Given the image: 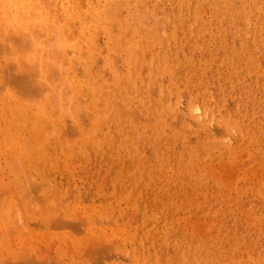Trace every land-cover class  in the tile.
Here are the masks:
<instances>
[{
    "label": "rangeland",
    "instance_id": "obj_1",
    "mask_svg": "<svg viewBox=\"0 0 264 264\" xmlns=\"http://www.w3.org/2000/svg\"><path fill=\"white\" fill-rule=\"evenodd\" d=\"M105 1L23 0L41 49L0 38V264H264V0Z\"/></svg>",
    "mask_w": 264,
    "mask_h": 264
},
{
    "label": "bare ground",
    "instance_id": "obj_2",
    "mask_svg": "<svg viewBox=\"0 0 264 264\" xmlns=\"http://www.w3.org/2000/svg\"><path fill=\"white\" fill-rule=\"evenodd\" d=\"M45 1H46V0H45ZM107 1H108V0H107ZM107 1H105V2L108 3ZM109 1H110V0H109ZM123 1H124V0H123ZM187 1H189V0H187ZM187 1H186V2H187ZM212 1H213V0H212ZM221 1H222V0H221ZM224 1H226V0H223L222 2H224ZM235 1H236V0H235ZM248 1H249V0H248ZM81 2H82V1H81ZM116 2H117V1H116ZM231 2H232V1H231ZM106 3H105V4H106ZM113 3H114V1H113ZM232 3H233V2H232ZM255 3H256V2H255ZM47 4H48V3H47ZM49 4L51 5V3H49ZM49 4H48V5H49ZM66 4H67V3H66ZM79 4H80V3H79ZM82 4H83V3H82ZM122 4H123V3H122ZM11 5L13 6V8H12V11L9 12V11H8L9 9L7 10V7H8V6H11ZM92 6H93V5H92ZM122 6H123V5H122ZM208 6H209V5H208ZM222 6H223V5H222ZM225 6H227V5H225ZM241 6H242V4H241ZM243 6H245V5H243ZM255 6H256V5H255ZM179 7H180V6H179ZM193 7H194V6H193ZM24 8H25V7L23 6V0H12V2L9 1V0H0V16H2V17H0V18H2L1 20H2L3 22H5V23H4L5 25H3V22H2V21H1L2 24L0 23V38L2 37L1 40H2V42H4V43L2 44V46L5 45V44L8 45L9 42H12V40L15 39V40H17V41H20L22 44L26 45L27 49H29V50L31 49L30 51H33V50L35 49L36 45L39 46V44H38V43H39V40H38V42H37V41H36L37 38L28 37V36L26 35V34L28 33V31H25V32H27V33H24V32L21 31V29H19V28H20L19 25H21L22 23L24 24V23H27V22H28V26H29V23H31V24L33 23V21L29 22L30 19H32L33 17H32V18H29V20L27 21V20H24L23 17H21V15H19V14H21V13H20V12H21V9L24 10ZM50 8H51V7H50ZM71 8H72V7H71ZM71 8H70V9H71ZM97 8H98V7H97ZM103 8H104V7H102V9H103ZM109 8H110V7H109ZM123 8H125V7H123ZM127 8H128V7H127ZM70 9H69V10H70ZM111 9H112V8H111ZM111 9H110L109 11H111ZM113 9H114V8H113ZM118 9H119V8H118ZM147 9H148V8H147ZM193 9H194V8H193ZM244 9H245V8H244ZM255 9H256V8H255ZM35 10H36V8H35ZM50 10H51V9H50ZM97 10H98L97 12H99V9H97ZM51 11H52V10H51ZM115 11H116V10H115ZM118 11H119V10H118ZM202 11H203V10H202ZM244 11H245V10H244ZM22 12H23V11H22ZM25 12H26V11H25ZM25 12H23V15H25ZM55 12H56V11H55ZM93 12H94V11H93ZM102 12H103V11H102ZM143 12H144V11H143ZM196 12H197V10H196ZM206 12H207V11H206ZM229 12H230V11H229ZM1 13L5 14L6 18H5ZM70 13H71V12H70ZM100 13H101V12H100ZM107 13H109V12H107ZM107 13H106V14L104 13V15L107 16ZM113 13H114V12H113ZM246 13H247V12H246ZM246 13H245V14H246ZM29 14H30V13H29ZM81 14H82V13H81ZM145 14H146V13H145ZM201 14H202V13H201ZM97 15H98V13H97ZM116 15H117V13H116ZM146 15H147V14H146ZM148 15H149V13H148ZM150 15H151V13H150ZM150 15H149V16H150ZM179 15H180V14H179ZM179 15H178V16H179ZM181 15H182V14H181ZM247 15H248V14H246V16H245L246 18H247ZM260 15H261V14H260ZM61 16H62V15H61ZM61 16H60V18H61ZM75 16H76V15H75ZM75 16H74V17H75ZM109 16L113 17V14H111V15H109ZM249 16H250V15H249ZM3 17H4V18H3ZM44 17H45V16H44ZM95 17H96V16H95ZM97 17H98V16H97ZM104 17H105V16H104ZM156 17H157V15H156ZM168 17H169V16H168ZM179 17H181V16H179ZM21 18H22V19H21ZM24 18H25V16H24ZM26 18H27V16H26ZM58 18H59V16H58ZM113 18H115V17H113ZM162 18H163V17H162ZM196 18H197V17H196ZM231 18H232V17H231ZM234 18H235V16L233 17V20H234ZM70 19H71V18H70ZM115 19H116V18H115ZM146 19H147V18H146ZM36 20H37V19H36ZM38 20H39V19H38ZM38 20H37V21H38ZM97 20H99V19H97ZM100 20H102V18H101ZM103 20H104V19H103ZM121 20H122V19H121ZM156 20H157V18H156ZM256 20H257V19H256ZM259 20H260V19H259ZM23 21H24V22H23ZM25 21H26V22H25ZM46 21H47V20H46ZM181 21H182V20H181ZM221 21H222V20H221ZM235 21H236V20H235ZM246 21H247V20H246ZM35 22H36V21H35ZM50 22H51V21H50ZM59 22H60V20H59ZM83 22H84V21H83ZM123 22H124V21H123ZM130 22H131V21H130ZM244 22H245V21H244ZM247 22H248V21H247ZM47 23H48V22H47ZM95 23H96V22H95ZM155 23H156V22H155ZM180 23H181V22H180ZM230 23H231V22H230ZM36 24H37V23H36ZM38 24H39V23H38ZM38 24H37V26H40V25H38ZM96 24H97V23H96ZM219 24H220V23H219ZM235 24H236V23H235ZM2 25H3V26H2ZM25 25H26V24H25ZM25 25H23V26L25 27ZM32 25H33V24H32ZM41 25H42V24H41ZM48 25H49V24H48ZM129 25H130V24H129ZM228 25H229V24H228ZM246 25H248V24L246 23ZM246 25H245V26H246ZM18 26H19V27H18ZM44 26H45V25H44ZM51 26H52V25H51ZM65 26H66V25H65ZM245 26H244V27H245ZM256 26H257V25H256ZM35 27H36V26H35ZM41 27H42V26H41ZM47 27H48V26H47ZM55 27H57V26H55ZM68 27H69V26H68ZM84 27H85V26H84ZM91 27H92V26H91ZM98 27H99V26H98ZM123 27H124V25H123ZM31 28H32V27H31ZM42 28H44V27H42ZM253 28H254V27H253ZM18 29H19V31H21L23 34L20 33V32L18 33V35L13 34V33H15L16 31L18 32ZM24 29H25V28H24ZM28 29H30V28L27 27V30H28ZM53 29H54V28H53ZM135 29H136V28H135ZM140 29H141V28H140ZM209 29H211V28H209ZM7 30H8V31H7ZM35 30H37V29H35ZM44 30H46V29H44ZM245 30H246V29H245ZM255 30H256V28H255ZM23 31H24V30H23ZM39 31H40V30H39ZM54 31H55V30H54ZM54 31H53V33H54ZM87 31H88V30H87ZM8 32H9V33H8ZM17 32H16V33H17ZM42 32H44V31L42 30ZM42 32H41V35H42ZM62 32H66V31H63V30H62ZM69 32H70V30H69ZM75 32H76V31H75ZM51 33H52V32H51ZM51 33H50V35H52ZM73 33H74V31H73ZM155 33H156V32H155ZM248 33H249V32H248ZM5 34L7 35V38L4 37ZM65 34H66V33H65ZM67 34H68V33H67ZM71 34H72V32H71ZM71 34H70V35H71ZM157 34H158V33H157ZM170 34H171V33H170ZM243 34H246V35H247V33H245V32H244ZM258 34H259V33H258ZM6 35H5V36H6ZM8 35H9V37H10V35H11V36L13 35V37L8 38ZM14 35L17 36V37L15 38ZM43 35H44V34H43ZM47 35H48V34H47ZM55 35H56V34H55ZM74 35H76V34L74 33ZM35 36H37L38 39H39V34H38V35H35ZM44 36H45V35H44ZM60 36H61V35H60ZM112 36H113V35H112ZM3 37H4V39H3ZM46 37L48 38V36H46ZM46 37H45V38H46ZM74 37H75V36H74ZM153 37H155V36H153ZM261 37H263V36H261ZM11 38H13V39L11 40ZM49 38L52 39L51 36H49ZM83 38H84V37H83ZM155 38H156V37H155ZM263 38H264V37H263ZM7 39H8V40H7ZM9 39H10V41H9ZM50 39H48V40L50 41ZM54 39H55V38H54ZM54 39H53V40H54ZM74 39H75V38H74ZM253 39H255V38H253ZM44 40H45V39H44ZM44 40H43V41H44ZM48 40H46V42H49ZM69 40H70V39H69ZM71 40H72V39H71ZM83 40H84V39H83ZM154 40H155V39H154ZM188 40H189V39H188ZM245 40H246V39H245ZM8 41H9V42H8ZM17 41H15V44H16ZM251 41H252V40H251ZM2 42L0 41V44H1ZM154 42H155V41H154ZM51 43H53V42L51 41ZM54 43H57V42L54 41ZM61 43H62V42H61ZM96 43H97V42H96ZM188 43H189V42H188ZM252 43H253V42H252ZM48 44H50V43H48ZM109 44H110V43H109ZM136 44H137V43H136ZM195 44H196V43H195ZM240 44H241V43H240ZM41 45H42V44H41ZM50 45H51V44H50ZM53 45L55 46V44H53ZM11 46H12V45H11ZM38 46H37V47H38ZM56 46H57V45H56ZM97 46H98V45H97ZM114 46H115V45H114ZM117 46H118V45H117ZM147 46H148V45H147ZM8 47H9V46H8ZM52 47H53V46H52ZM60 47H61V46H60ZM91 47H92V46H91ZM110 47H111V46H110ZM254 47H256V46H254ZM10 48H11V49H8L7 51H9V50L11 51V53H10V51H9V54H12L11 57H13L14 60H15V59H18V55H19L20 53H21V55L23 54V53L21 52L22 49L25 50V49H24V46L22 47L21 50H18V51H17V49H19L20 47H18L17 49H16V48L14 49V48H12V47H10ZM38 48H40V47H38ZM38 48L35 49V50L37 51ZM44 48H45V47H44ZM46 48H47V47H46ZM53 48H54V47H53ZM53 48H52V50H54V49L56 50V48H54V49H53ZM89 48H90V46H89ZM201 48H202V47H201ZM32 49H33V50H32ZM40 49H41V48H40ZM42 49H43V48H42ZM108 49H109V48H108ZM114 49H115V48H114ZM23 50H22V51H23ZM45 50H46V49H45ZM79 50H80V49H79ZM96 50H97V49H96ZM257 50H258V49H257ZM4 51H6V50H4ZM7 51H6V55H7ZM46 51H47V50H46ZM24 52H25V51H24ZM37 52H38V51H37ZM39 52L41 53V50H40ZM42 52H43V50H42ZM44 52H45V51H44ZM50 52L52 53V51H50ZM128 52H129V51H128ZM2 53H3V52H2ZM29 53H30V52H29ZM57 53H58V52H57ZM122 53H123V52H122ZM250 53H251V52H250ZM3 54H4V53H3ZM3 54H2V56H3ZM25 54H27V52H26ZM35 54L38 55V53H35ZM43 54H48V53L45 52V53H43ZM61 54H62V53H61ZM6 55H4L3 57L5 58ZM41 55H42V53L40 54V56H41ZM49 55H50V54H48V56H49ZM51 55H52V54H51ZM55 55H56V54H55ZM59 55H60V54H59ZM114 55H115V54H114ZM130 55H131V54H130ZM217 55H218V54H217ZM250 55H251V54H250ZM0 56H1V55H0ZM38 56H39V55H38ZM38 56H37V57H38ZM46 56H47V55H46ZM56 56H57V55H56ZM208 56H209V55H208ZM254 56H255V55H254ZM6 57H7V56H6ZM21 57H22V56H21ZM50 57H51V56H50ZM57 57H58V56H57ZM57 57H56V58H57ZM247 57H249V56H247ZM4 58H3V59H4ZM39 58H40V57H39ZM7 59H8V58H7ZM41 59H42V57H41ZM48 59H50V58H48ZM113 59H114V58H113ZM121 59H122V58H121ZM178 59H179V58H178ZM190 59H191V58H190ZM8 60H10V59H8ZM26 60H27V59H26ZM38 60H39V59L37 58V61H38ZM114 60H116V59H114ZM114 60H113V61H114ZM117 60H118V58H117ZM117 60H116V61H117ZM16 61H18V60H16ZM35 61H36V60H35ZM56 61H57V60H56ZM124 61H125V60H124ZM4 62H5V61H4ZM14 62H15V61H14ZM21 62H23V64H25L24 61H21ZM33 62H34V61H33ZM38 62H39V61H38ZM18 63H19V62H18ZM31 63H32V62H31ZM31 63H29V64H31ZM39 63H40V62H39ZM42 63H43V62H42ZM48 63H49V62H48ZM66 63H67V62H66ZM117 63H118V62H117ZM4 64H5V63H4ZM51 64H52V63H51ZM51 64H50V66H52ZM63 64H64V63H63ZM118 64L120 65V63H118ZM179 64H180V63H179ZM35 65H37V63H35L34 66H35ZM47 65H48V64H47ZM54 65H55V64H54ZM57 65H58V64H57ZM116 65H117V64H116ZM126 65H127V64H126ZM136 65H137V62H136ZM197 65H198V64H197ZM1 66H2V65H1ZM50 66H49V67H50ZM110 66H111V65H110ZM110 66H109V67H110ZM3 67H4V66H3ZM15 67H16V64H15ZM36 67H39V66H36ZM0 68H1V67H0ZM5 68H6V67H5ZM121 68H122V67H121ZM135 68H136V67H135ZM135 68H134V69H135ZM141 68H142V66H141ZM26 69H27V68H26ZM41 69H42V68H41ZM41 69H40V70H41ZM48 69L50 70V68H48ZM90 69H91V68H90ZM93 69H94V68H93ZM93 69H91V70H93ZM117 69H118V68H117ZM125 69H126V67H125ZM5 70H6V69H5ZM22 70H23V69H22ZM119 70H120V69H119ZM119 70H118V71H119ZM239 70H240V69H239ZM6 71H7V70H6ZM26 71L29 72L28 70H26ZM46 71H47V70H46ZM102 71H103V70H102ZM107 71H108V70H107ZM234 71H235V70H234ZM21 72H22V71H21ZM24 72H25V71H24ZM48 72H49V71H48ZM52 72H53V71H52ZM121 72H122V71H121ZM121 72H119V73H121ZM150 72H151V71H150ZM0 73H1V72H0ZM46 73H47V72H46ZM65 73H66V72H65ZM124 73H125V72H124ZM129 73H130V72H129ZM28 74H29V73H28ZM48 74H50V73H48ZM20 75H21V74H20ZM129 75H131V73H130ZM3 76H4V75H3ZM6 76H8V75H6ZM42 76H43V75H42ZM52 76H53V75H52ZM135 76H136V74H135ZM57 77H58V76H57ZM93 77H94V76H93ZM110 77H111V76H110ZM42 78H44V77H42ZM61 78H62V76H61ZM68 78H70V77H68ZM96 78L99 80L100 76H99V78H98V77H96ZM6 79H7V78H6ZM28 79H29V78H28ZM36 79H37V78H36ZM59 79H60V78H59ZM70 79H71V78H70ZM79 79H80V78H79ZM123 79H124V77H123ZM38 80H39V79H38ZM72 80H74V79H72ZM75 80H76V79H75ZM75 80H74V81H75ZM141 80H142V79H141ZM157 80H158V79H157ZM199 80H200V78H199ZM6 81H8V79H7ZM47 81H49V80H47ZM76 81H77V80H76ZM124 81H126V80L124 79ZM124 81H123V82H124ZM193 81H194V80H193ZM200 81H201V80H200ZM200 81H199V82H200ZM57 82H58V81H57ZM41 83H43V82H41ZM41 83H40V84H41ZM73 83H74V82H73ZM79 83H80V82H79ZM124 83H125V82H124ZM126 83H127V82H126ZM8 84H9V83H8ZM49 84H51V83H49ZM52 84H53V83H52ZM74 84H75V83H74ZM101 84H102V83H101ZM132 84H133V83H132ZM197 84H198V83H197ZM46 85H47V84H46ZM133 85H134V84H133ZM203 85H205V84H203ZM20 86H21V85H20ZM53 86H54V85H53ZM53 86H52V87H53ZM57 86H58V85H57ZM65 86H66V85H65ZM75 86H76V85H75ZM101 86H102V85H101ZM44 87H45V86H44ZM44 87H43V88H44ZM67 87H68V85H67ZM79 87H80V86H79ZM11 88H12V87H11ZM54 88H55V86H54ZM54 88H53V89H54ZM71 88H72V87H71ZM73 88H74V86H73ZM100 88H101V87H100ZM75 89H76V87H75ZM78 89H79V88H77V90H78ZM102 89H104V88H102ZM133 89L135 90V86H134ZM7 90H8V88H7ZM11 90H12V89H11ZM47 90H48V89H47ZM77 90H76V91H77ZM159 90H160V89H159ZM8 91H9V90H8ZM8 91H7V92H8ZM43 91H44V89H43ZM43 91H42V86H41V87H40V90H39V93L41 94ZM65 91H66V90H65ZM72 91H73V90H72ZM79 91H80V90H79ZM106 91H107V90H106ZM208 91H209V90H208ZM5 92H6V91H5ZM49 92H50V91H49ZM51 92H53V90H51ZM51 92H50V93H51ZM55 92H56V90H55ZM176 92H177V91H176ZM0 93H2V91H1ZM11 93H12V92H11ZM14 93H15V92H14ZM76 93H77V92H76ZM106 93H107V92H106ZM15 94H16V93H15ZM55 94H57V93H54L53 95H55ZM64 94H65V93H64ZM79 94H80V93H79ZM85 94H86V93H85ZM49 95H51V94H49ZM75 95H76V94H75ZM142 95H143V94H142ZM148 95H149V93H148ZM16 96H17V95H16ZM55 96H56V95H55ZM101 96H102V94H101ZM112 96H113V95H112ZM128 96H129V95H128ZM12 97H13V99H12L13 101H11L10 98H9L10 101L7 100V102H9V104L11 105V107H9V108H11V109L8 108L9 110H11V113H9V112H8L9 114L7 113V111H8V109L6 108L7 106H5L4 108L7 109V111H6L7 115L12 114V113L14 112V110H15V114H14V113H13V114L16 115V116H14V115H13V116H14V118H15V120H16V119L20 118V116L23 117V115L27 112V111H26L27 108H29L28 106H30V105H28L27 102H26V103L23 102V101L20 100L18 97L16 98L15 96H11V98H12ZM97 97H98V96H97ZM49 98H50V96H49ZM53 98H54V97H53ZM56 98H58V97H56ZM66 98H67V97H66ZM89 98H90V97H89ZM196 98H197V96H196ZM211 98H212V97H211ZM43 99H46V98L43 97ZM47 99H48V98H47ZM51 99H52V97H51ZM58 99H59V98H58ZM99 99H100V98H99ZM138 99H140V97L137 98V100H138ZM4 100H6V99H4ZM52 100H53V99H52ZM55 100H56V99H55ZM74 100L76 101V99H74ZM89 100H91V99H89ZM89 100H88V101H89ZM162 100H163V99H162ZM46 101L48 102V100H46ZM62 101H64V99H63ZM88 101H87V102H88ZM100 101H101V100H100ZM132 101H134V100H132ZM139 101H141V100H139ZM139 101H138V102H139ZM159 101H160V100H159ZM0 102H2V101H0ZM3 102H4V101H3ZM30 102H31V101H30ZM30 102H29V104H30ZM35 102H37V101H35ZM50 102H51V101H50ZM77 102H78V101H77ZM95 102H96V101H95ZM194 102H195V101H194ZM32 103H33V101H32ZM67 103H68V101H67ZM91 103H92V102H91ZM91 103H90L89 105H91ZM140 103H141V102H140ZM142 103H143V102H142ZM142 103H141V104H142ZM0 104H1V103H0ZM9 104H7V105H9ZM47 104H49V103H47ZM53 104H54V101H53ZM61 104H63V102H62ZM77 104H79V102H78ZM93 104H94V101H93ZM95 104H96V103H95ZM97 104H98V103H97ZM109 104H110V103H109ZM111 104H112V102H111ZM116 104H117V103H116ZM3 105H4V104H3ZM10 105H9V106H10ZM32 105H33V104H32ZM32 105H31V106H32ZM73 105H74V104H73ZM120 105H121V104H120ZM134 105H135V104H134ZM47 106H48V105H47ZM47 106H46V107H47ZM54 106H55V105H54ZM66 106H68V105H66ZM74 106H75V105H74ZM86 106L89 107L88 105H86ZM86 106H85V108H86ZM149 106H150V105H149ZM204 106H205V105H204ZM46 107H45V108H46ZM55 107H56V106H55ZM61 107H62V106H61ZM61 107H60V108H61ZM80 107H81V106L79 105V107H78L77 109H79ZM83 107H84V106H83ZM117 107H118V106H117ZM135 107H136V106H135ZM141 107H142V106H141ZM199 107H200V106H199ZM199 107H198V108H199ZM207 107H208V106H207ZM207 107H206V108H207ZM221 107H222V106H221ZM1 108H2V107H1ZM50 108H51V107H48V109H50ZM53 108H54V107H53ZM53 108H52V109H53ZM58 108H59V107H58ZM65 108L68 109V107H65ZM71 108H72V106H71ZM73 108H74V107H73ZM85 108H84V111H86V110L89 109V108H87V109L85 110ZM90 108H91V107H90ZM138 108H139V106H138ZM198 108L195 107L194 110L196 111V110H198ZM29 109L32 110L31 108H29ZM35 109H36V108H35ZM63 109H64V108H63ZM93 109H94V108H93ZM116 109H117V108H116ZM127 109H128V108H127ZM3 110H4V109H3ZM53 110L55 111V109H53ZM57 110H58V109H57ZM59 110H60V109H59ZM64 110H65V109H64ZM64 110H63V111L61 110L62 113H63V115H65V113H66V114L68 113V112H67L68 110H65V111H64ZM97 110H98V109H97ZM119 110H120V109H119ZM199 110H200V108H199ZM202 110H203V109H202ZM206 110H207V109H206ZM209 110H210V108H209ZM32 111H33V110H32ZM48 111H49V110H48ZM51 111H52V110H51ZM82 111H83V109H81V113L84 114V111H83V112H82ZM136 111H137V110H136ZM216 111H217V109H216ZM16 112H17L19 115H17ZM46 112H47V110H46ZM75 112H76V110H75ZM78 112H79V111H78ZM93 112H94V111H92V109H90L89 114L86 112L88 115L83 116V117H85V118L88 117V118H89V121L91 122L92 119H95V117L91 119V115L93 116V114H92ZM120 112H121V111H120ZM50 113H51V112H50ZM62 113H61V114H62ZM81 113H80V114H81ZM94 113H95V112H94ZM139 113H140V112H139ZM52 114H53V113H52ZM61 114H60V115H61ZM74 114H75V113H74ZM76 114H77V112H76ZM83 114H82V115H83ZM211 114H212V113H211ZM49 115H50V114H49ZM60 115H58V116H60ZM82 115H81L80 117H82ZM84 115H85V114H84ZM96 115L99 116L97 112H96V114H95L94 116H96ZM163 115H164V114H163ZM198 115H200V114H198ZM198 115H197V116H198ZM51 116H52V115H51ZM58 116H57V117H58ZM65 116H66V115H65ZM78 116H79V115H78ZM106 116H107V115H106ZM106 116H105V117H106ZM121 116H123V114H122ZM177 116H178V115H177ZM52 117H53V116H52ZM70 117H71V116H70ZM107 117H108V116H107ZM136 117H137V116H136ZM180 117L182 118V116H180ZM190 117H191V116H190ZM12 118H13V117H12ZM48 118H49V117H48ZM48 118H47V119H48ZM61 118H62V120H63L64 117L61 115V116H60V119H61ZM67 118H68V117H67ZM67 118H66V119H67ZM33 119H34V118H33ZM40 119H41V118H40ZM58 119H59V117H58ZM60 119H59V120H60ZM90 119H91V120H90ZM116 119H117V120H116L115 123H117V122L119 121L118 116H117ZM48 120H49V119H48ZM110 120H111V119H110ZM186 120H187V119H186ZM189 120H190V119H189ZM10 121H11V120H10ZM16 121H17V120H16ZM39 121H40V120H39ZM43 121H44V120H43ZM60 121H61V120H60ZM130 121H131V120H130ZM196 121H197V120H196ZM215 121H216V120H215ZM5 122H6V121H5ZM8 122H9V121H8ZM48 122H49V121H48ZM52 122H54V123H55L54 125L56 126L57 121H56V120H55V121L53 120ZM58 122H59V121H58ZM61 122H62V121H61ZM61 122L58 123V125H60ZM64 122H65V120L63 121V125L61 124V126L66 127V125H64ZM76 122H77V121H76ZM87 122H88V121H87ZM94 122H95V121H94ZM94 122H93V123H94ZM133 122H134V121H133ZM191 122H192V121H191ZM202 122H203V121H202ZM30 123H31V122H30ZM72 123H74V122H71L70 125H71ZM79 123H80V122H79ZM79 123H77V124H79ZM118 123H119V122H118ZM203 123H204V122H203ZM215 123H216V122H215ZM10 124H11V123H10ZM80 124H81V123H80ZM129 124H130V122H129ZM0 125H1V124H0ZM49 125L52 126V124H49ZM72 125L75 126L76 129H80V128H81V127H79L80 125H77V126H76V123H74V124H72ZM191 125H192V123H191ZM43 126H45V125L43 124ZM46 126H47V125H46ZM87 126H88V125H87ZM123 126H124V125H123ZM204 126H205V125H204ZM6 127H8V126H6ZM21 127H22V126H21ZM64 127L60 128V129L63 130ZM88 127H89V126H88ZM193 127H194V126H193ZM202 127H203V126H202ZM211 127H212V126H211ZM24 128H25V127H24ZM24 128H23V129H24ZM47 128H49V127H47ZM55 128H56V127H55ZM55 128H54V129H55ZM75 128H74V130H76ZM85 128H86V127H85ZM9 129H10V127H9ZM56 129H57V128H56ZM235 129H236V128H235ZM1 130H2V129H1ZM7 130H8V128H7ZM11 130H12V129H11ZM41 130H42V129H41ZM43 130H44V129H43ZM121 130H122V129H121ZM16 131H17V130H16ZM54 131H56V130H54ZM66 131H67V130H66ZM80 131H81V130H80ZM84 131H85V130H84ZM13 132H14V131H13ZM32 132H33V131H32ZM39 132H40V131H39ZM39 132H38V133H39ZM41 132H43V131H41ZM45 132H46V131H45ZM57 132H58V130H57ZM57 132H56V133H57ZM61 132H62V131H61ZM75 132H77V131H75ZM145 132H146V130H145ZM35 133H36V132H35ZM58 133H59V132H58ZM73 133H74V132H73ZM78 133H79V132H77V133H75V134H78ZM1 134H2V133H1ZM10 134H11V133H10ZM59 134H61V133H59ZM87 134H88V133H87ZM16 135H17V134H16ZM32 135H33V134H32ZM32 135H31V136H32ZM34 135H35V134H34ZM36 135H37V134H36ZM55 135H56V134H55ZM61 135H62V134H61ZM93 135H94V134H93ZM133 135H134V134H133ZM56 136H57V135H56ZM58 136H59V135H58ZM62 136H63V135H62ZM74 136H75V135H74ZM88 136H89V135H88ZM201 136H202V135H201ZM5 137H8V136H5ZM39 137H40V136H39ZM59 137H60V136H59ZM59 137H58L57 139H60ZM77 137H78V136H77ZM92 137H93V136H92ZM21 138H22V137H21ZM30 138H31V137H30ZM33 138H34V137H33ZM40 138H41V137H40ZM46 138H47V137H46ZM54 138H55V137H54ZM54 138H53V139H54ZM84 138H85V137H84ZM17 139H18V138H17ZM31 139H32V138H31ZM31 139H30V142H31ZM47 139H48V138H47ZM155 139H156V138H155ZM158 139H159V138H158ZM170 139H171V138H170ZM21 140H22V139H21ZM32 140H33V139H32ZM36 140H37V137H35V140H34V141H36ZM38 140H39V139H38ZM41 140H42V139H40L39 141H41ZM45 140H46V139H45ZM62 140H63V139H62ZM91 140H92V139H91ZM136 140L140 141V139H138V138H137ZM226 140H227V139H226ZM228 140H229V139H228ZM1 141H2V140H1ZM9 141H10V140H9ZM26 141H27V140H26ZM46 141H47V140H46ZM46 141H45V142H46ZM49 141H50V139H49ZM36 142H37V141H36ZM2 143H4V142H2ZM2 143H1V145H4V144H2ZM20 143H21V142H20ZM26 143H27V147H28L29 144H30V145L33 144V143H28V141H27ZM73 143H74V142H73ZM83 143H84V142H83ZM149 143H151V142H149ZM149 143H148V144H149ZM156 143H157V142H156ZM216 143H217V142H216ZM10 144H11V142H10ZM21 144H22V143H21ZM36 144H37V143H36ZM151 144H152V143H151ZM200 144H201V143H200ZM1 145H0V146H1ZM30 145H29V146H30ZM42 145H43V144H42ZM82 145H83V144H82ZM4 146H5V145H4ZM38 146H39V145H38ZM52 146H53V145H52ZM136 146H137V145H136ZM156 146H157V144H156ZM201 146H202V145H201ZM2 147H3V146H2ZM2 147H0V148H2ZM43 147H44V146H43ZM43 147H40V148L43 149ZM49 147H50V146H49ZM21 148H22V147H21ZM24 148H26V147L24 146ZM24 148H22V149L24 150ZM35 148H36V147H35ZM32 149L34 150L33 147H32ZM42 149H41V150H42ZM29 150H30V149H29ZM29 150H28V151H29ZM33 150H32V151L30 150V151L32 152V154H31V155H32V158L35 156V153H36V152H35V153L33 154ZM35 150H36V149H35ZM48 150H49V149H48ZM48 150L46 149V150L43 152V154L46 155V151L48 152ZM55 150H56V148H55ZM226 150H227V149H226ZM38 151H39V150H37V153H38ZM0 152H4V151H2V149H0ZM15 153H16V151H15ZM37 153H36V154H37ZM48 153H50V152H48ZM167 153H168V152H167ZM38 154H39V153H38ZM4 155H5V152H4ZM33 155H34V156H33ZM17 156H18V155H17ZM21 156H22V154H21ZM187 156H188V155H187ZM47 157H48V155H47ZM16 158H18V157H16ZM21 158H22V157H21ZM23 158H24V157H23ZM34 158H35V157H34ZM41 158H42V157H41ZM161 158H162V157H161ZM191 158H192V157H191ZM5 159H6V158H5ZM14 159H15V158H14ZM38 159H39V158H38ZM42 159H43V158H42ZM11 160H12V159H11ZM18 160H21V159L18 158ZM24 160H25V159H24ZM226 160H227V159H226ZM21 161H22V160H21ZM118 161H119V160H118ZM231 161H232V160H231ZM19 163H20V162H19ZM35 163H36V162H35ZM43 163H46V162H44V160H43ZM0 164H1V163H0ZM23 164H24V163H23ZM29 164H30V163H29ZM36 164H37V163H36ZM14 165H15V164H14ZM28 166H29V165H28ZM34 166H35V165H34ZM24 168H25V167H24ZM36 168H37V167H36ZM136 168H137V167H136ZM8 169H9V168H8ZM177 170H179V169H177ZM3 171H4V170H3ZM22 171H23V170H22ZM37 171H38V170H37ZM151 172H152V171H151ZM1 173H4V172H2V170L0 169V174H1ZM5 173H6V172H5ZM140 173H141V172H140ZM8 174H9V173H8ZM21 174H23V173H21ZM40 174H41V173H40ZM2 175H3V174H2ZM25 175H26V174H25ZM37 175H38V174H37ZM41 175H42V174H41ZM0 176H1V175H0ZM12 176H13V175H12ZM44 176H45V175H44ZM50 177H51V176H50ZM188 177H189V176H188ZM9 178H10V177H9ZM13 178H14V177H13ZM22 178H23V176H22ZM42 178H43V177H42ZM44 178H46V177H44ZM20 179H21V178H20ZM6 180H7V179H6ZM34 180H35V179H34ZM39 180H40V179H39ZM44 180H45V179H44ZM47 180H48V179H47ZM5 182H6V181H5ZM11 182H12V181H11ZM19 182H20V180H19ZM35 182H36V180L34 181V183H35ZM45 182H46V181H45ZM261 182H262V181H261ZM28 183L30 184V182H28ZM32 183H33V182H32ZM32 183H31V184H32ZM39 183H40V182H39ZM42 183H43V182H42ZM134 183H135V182H134ZM16 184H17V183H16ZM26 184H27V182H26ZM40 184H41V183H40ZM40 184H39V185H40ZM2 185H3V184H2ZM4 185H5V184H4ZM6 185H7V184H6ZM14 185H15V184H14ZM43 185H46V183L43 184ZM8 186L11 187L12 185H10V183H9ZM23 186H24V185H23ZM25 186H26V185H25ZM46 186H47V185H46ZM46 186H45V187H46ZM3 187H4V186H3ZM12 187H13V186H12ZM12 187H11V188H12ZM36 187H37V185H36ZM18 188H19V186H18ZM37 188H38V190H40L39 187H37ZM49 188H50V187H49ZM3 189H4V188H2L1 190H3ZM9 189H10V188H9ZM1 190H0V191H1ZM5 190L8 191V189H6V188L4 189V191H5ZM46 190H47V189H46ZM52 190H53V189H52ZM12 191H16V190H12ZM50 191H51V190H50ZM1 192H2V191H1ZM9 192H10V191H9ZM9 192H8V195H10ZM257 193H258V192H257ZM16 194H17V193H16ZM21 194H22V193H21ZM36 194H37V193H36ZM3 195H4V194H2L1 196H3ZM5 195H6V193H5ZM11 195H12V194H11ZM19 195H20V194H19ZM41 195H43V194H41ZM1 196H0V197H1ZM18 197H19V196H18ZM22 197H23V196H21V197H19V198H22ZM33 197H34V195H33ZM38 197H39V196H38ZM1 198L3 199L4 197H1ZM1 198H0V199H1ZM16 198H17V197H16ZM23 198H24V197H23ZM36 198H37V197H36ZM25 199H26V197H25ZM39 199H42V198H39ZM10 200H11V199H10ZM15 200H16V199H15ZM36 201H37V200H36ZM41 201L43 202V200H41ZM32 202H33V201H32ZM45 202H46V201H45ZM8 203H10V202L8 201ZM18 203H19V201L17 202V204H18ZM20 203H22V201H21ZM30 203H31V202H30ZM34 203H35V202H34ZM40 203H41V202H40ZM6 204H7V202H6ZM35 204H36V203H35ZM37 204H38V203H37ZM8 205H9V204H8ZM33 205H34V204H33ZM0 206H1V205H0ZM16 206H17V205H16ZM40 206H41V205H40ZM64 206H65V205H64ZM64 206H63V207H64ZM4 207H5V206H4ZM23 207H24V206H23ZM35 207H37V206H35ZM42 207H43V206H42ZM42 207H41V208H42ZM50 207H51V206H50ZM50 207H49V208H50ZM61 208H62V207H61ZM25 209H26V207H25ZM31 209H32V208H31ZM160 210H161V209H160ZM3 211H4V210H3ZM40 212H41V211H40ZM18 214H19V213H18ZM34 214H35V213H34ZM36 214H37V213H36ZM4 215H6V214H4ZM42 215H43V214H42ZM154 215H155V214H154ZM5 217H6V216H5ZM151 218H152V217H151ZM48 219H49V218H48ZM107 219H108V218H107ZM152 219H153V218H152ZM23 220H24V219H23ZM155 221H156V220H155ZM78 222H79V221H78ZM76 224H77V223H76ZM80 226H81V225H80ZM82 230H83V229H82ZM71 232H72V231H71ZM98 239H99V238H98ZM46 247H47V246H46ZM112 248H113V247H112ZM86 249H87V248H86ZM88 250H89V249H88ZM47 251H48V250H47ZM43 252H44V251H43ZM43 252H42V253H43ZM48 252H49V251H48ZM123 252H124V251H123ZM40 253H41V252H40ZM113 253H114V252H113ZM124 253H125V252H124ZM41 255H42V254H41ZM127 256H128V255H127ZM39 257H40V256H39ZM43 257H45V255H44ZM46 257H47V255H46ZM57 257H58V256H57ZM34 258H35V257H34ZM81 258H82V257H81ZM154 258H155V257H154ZM0 260H1V259H0ZM3 260H4V259H3ZM45 260H46V259H45ZM46 261H47V260H46ZM47 262H49V260H48ZM36 263H37V262H36ZM187 264H188V263H187Z\"/></svg>",
    "mask_w": 264,
    "mask_h": 264
}]
</instances>
